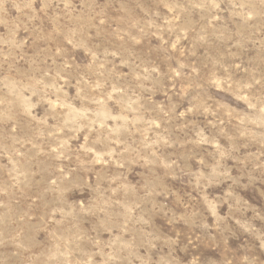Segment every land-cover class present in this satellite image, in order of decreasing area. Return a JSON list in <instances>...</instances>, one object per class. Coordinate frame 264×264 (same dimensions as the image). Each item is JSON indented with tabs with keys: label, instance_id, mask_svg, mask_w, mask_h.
Masks as SVG:
<instances>
[{
	"label": "rangeland",
	"instance_id": "obj_1",
	"mask_svg": "<svg viewBox=\"0 0 264 264\" xmlns=\"http://www.w3.org/2000/svg\"><path fill=\"white\" fill-rule=\"evenodd\" d=\"M0 264H264V0H0Z\"/></svg>",
	"mask_w": 264,
	"mask_h": 264
}]
</instances>
